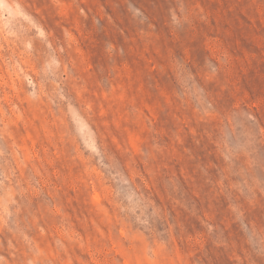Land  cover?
I'll list each match as a JSON object with an SVG mask.
<instances>
[{
    "label": "rangeland",
    "instance_id": "obj_1",
    "mask_svg": "<svg viewBox=\"0 0 264 264\" xmlns=\"http://www.w3.org/2000/svg\"><path fill=\"white\" fill-rule=\"evenodd\" d=\"M0 264H264V0H0Z\"/></svg>",
    "mask_w": 264,
    "mask_h": 264
}]
</instances>
